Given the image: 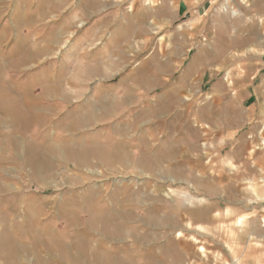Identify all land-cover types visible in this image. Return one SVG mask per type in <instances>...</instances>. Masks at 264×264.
I'll use <instances>...</instances> for the list:
<instances>
[{
    "label": "rangeland",
    "instance_id": "rangeland-1",
    "mask_svg": "<svg viewBox=\"0 0 264 264\" xmlns=\"http://www.w3.org/2000/svg\"><path fill=\"white\" fill-rule=\"evenodd\" d=\"M54 1L61 5L39 24L37 21L36 30L27 31L20 23L35 10L21 9L18 4L40 0H7V4H0V35L2 30L9 38L23 33L57 38L55 48L50 49L52 54L41 58L27 72L13 66L16 57L0 56V119L5 116L0 121V145L6 144L5 135L10 133L25 148L21 156L24 192L70 195L71 205L75 202L72 196L84 183L89 194L102 187H107L108 193L114 188L129 192L140 185L139 181L132 183L133 176L127 171L103 165L102 158L78 170V163L70 160L68 153L82 149L80 144L88 145L95 159L94 147L98 144L110 158L113 132L126 134L133 129L128 128L129 123L134 125L137 118L156 114L159 108L162 115L166 114L167 83L181 77L195 83L203 79L233 81L243 74L250 80L264 57V9H259L264 0ZM259 1L261 4H256ZM179 4H184L182 13ZM224 7L228 10L223 11ZM18 21L20 30L13 31L10 26ZM175 49L177 55L173 54ZM48 85L65 88L70 96L62 100L60 96L47 95ZM104 105L114 107L108 112ZM30 110L41 112L43 120L32 126L24 124L26 130L18 117L16 126L6 121L9 113L18 115ZM137 124L141 129L144 126L143 120ZM52 144L57 149L48 151L47 159H35L36 166L31 161L27 163L31 154L42 152L36 148ZM70 175L72 181L68 180ZM143 176L137 174L136 178ZM33 179L46 183V187L37 190ZM83 189L79 192L83 193ZM151 190L157 198L152 206L159 207L167 200L169 210L201 213L208 208L207 201L175 185L152 186ZM89 194V198L95 197ZM92 203L95 206V200ZM106 205L112 206L108 200ZM223 214V205L217 203L211 226L190 222L185 216L181 232L163 233L152 227L151 237L155 241L191 242L195 249L186 250L184 264H254L257 256L262 254L264 258V212L247 220L229 216L225 219ZM80 215L84 219L91 216L84 209ZM45 219L48 218L41 220V226L47 223ZM53 224L60 225L58 218ZM234 225L248 226V232L227 231ZM256 225L263 226V230ZM77 229L65 232L67 241L74 238ZM86 230L89 241L97 237L89 227ZM23 238L24 242L28 240L26 233ZM240 241L246 248H225L230 242L238 246L234 243Z\"/></svg>",
    "mask_w": 264,
    "mask_h": 264
},
{
    "label": "crops",
    "instance_id": "crops-1",
    "mask_svg": "<svg viewBox=\"0 0 264 264\" xmlns=\"http://www.w3.org/2000/svg\"><path fill=\"white\" fill-rule=\"evenodd\" d=\"M21 3L19 8L35 11L21 23L10 26L13 31L20 30L17 29L20 24L25 26L24 31L36 30L35 23L39 24L40 19L44 20L61 5L54 0ZM0 4H7V0H0ZM183 5L179 4V13L183 12ZM1 32L0 56L16 57L13 66L19 72L38 65L41 58L52 54L50 49L57 43L53 35H18L17 31L18 36L9 38ZM173 54H178L177 49ZM49 88L61 90L49 85L45 90ZM46 91L45 94L50 95ZM166 91V114L162 115L159 108L156 114H144L134 125L129 123L128 128L133 126V129L126 134L113 132L110 158L106 157L105 149L99 150L98 144L94 147L95 159L90 156L93 153L88 145L82 144V149L68 155L78 163L76 169L103 158V165L127 171L133 176L132 183L139 181L140 185L138 188L131 185L129 192L114 188L108 193L109 189L102 187L89 194L84 183L79 187V190L84 187L83 193L78 190L72 196L73 205L70 195L24 192L21 156L25 148L21 144L8 145L16 136L5 135L6 144L0 145V264H184L185 254L194 251L195 246L178 240L155 241L151 237L152 227L163 233L181 232L183 229L179 227L184 225L185 216L190 222L195 220L197 224L211 226L217 203L223 205L225 219L229 216L247 220L249 216L263 215L264 57L250 80L244 74L233 81L203 79L197 83L181 77L167 83ZM172 109L174 112H169ZM0 120H5V116ZM141 120L142 129L137 124ZM41 149L42 152L31 154L27 163L30 159L37 162L47 159V152L57 146L36 148ZM137 174L144 176L137 179ZM68 180L72 181V176ZM33 183L37 190L46 187V183L40 181ZM170 185L190 195L196 194L209 203L208 208L201 213L169 210L167 200L164 202L161 196L158 199L164 203L152 206L151 202L157 199L152 196V186ZM88 194L95 197L89 198ZM107 200L112 206L106 205ZM82 209L91 216L82 218ZM55 216L60 221L56 227L51 225ZM43 218L50 220L45 219L47 223L41 226ZM72 227L80 229L67 241L65 232ZM88 227L97 234L94 240L89 241ZM232 227L227 231L248 232V226ZM262 227L256 225L260 230ZM24 233L28 238L26 242ZM234 245L238 246L230 242L225 248H246L242 241ZM254 264H264L262 254L256 257Z\"/></svg>",
    "mask_w": 264,
    "mask_h": 264
},
{
    "label": "bare ground",
    "instance_id": "bare-ground-1",
    "mask_svg": "<svg viewBox=\"0 0 264 264\" xmlns=\"http://www.w3.org/2000/svg\"><path fill=\"white\" fill-rule=\"evenodd\" d=\"M256 4H261L260 3V1L259 2H257ZM264 9V6L262 5V7L261 8H259V9ZM223 9V11H227L228 10V8H222ZM114 62V61H113ZM109 70V69H108ZM46 92H48V94H50V95H52V96H60L62 99H65V97H69L70 95H69V93H67V92H65L64 90H59V89H48V91H46ZM126 103V102H125ZM123 104V103H122ZM104 107H105V110H107L108 112L110 111V110H112V108L114 107V106H112V105H110V106H105L104 105ZM119 108H120V106H119ZM118 108V109H119ZM41 112H39L38 110H36V111H31V113L30 114H27V113H18V115H17V113H11L12 114V116H9L8 117V119L6 120V121H8V120H10L11 121V123H13L12 125L13 126H16L17 125V122H18V119H17V117L19 118V119H22L21 120V123H23V125H21V127L24 129V130H26L25 129V126H24V124L25 125H29L30 124V126H32V124L33 123H35V122H40V121H42L43 120V116H42V114H40ZM87 120H88V118H87ZM0 121H2V120H0ZM86 122V121H85ZM20 123V124H21ZM84 124V123H83ZM18 127H19V125H18ZM13 136V135H12ZM14 137V136H13ZM8 145H10V146H17V145H19V143H18V141L17 140H15V137H14V139L12 138V140H10L9 141V144ZM49 145V144H48ZM80 146V145H79ZM82 146V145H81ZM63 153V152H62ZM71 153V152H70ZM103 153V152H102ZM81 154V157H84V155L82 154V153H80ZM110 154V153H109ZM68 155H69V153H68ZM67 155V156H68ZM47 156V155H46ZM79 156V154H77L76 155V157H78ZM71 157V156H70ZM103 159V158H102ZM72 161H73V159H72ZM106 161V160H105ZM31 162H32V165H35L36 166V163H35V159H32L31 160ZM40 163V162H39ZM37 166L38 167H40V164H37ZM102 172V171H101ZM101 227V226H100ZM48 244V243H47ZM50 244V243H49ZM60 244V243H59ZM66 246V245H65ZM36 247V246H35ZM61 247V246H60ZM76 250V249H75ZM26 253V252H25ZM28 253V252H27ZM33 253V252H32ZM67 253V252H66ZM55 254V253H54ZM31 256V255H30ZM60 256V255H59ZM80 257V256H79ZM38 261H39V259H38ZM16 263V262H15ZM51 263V262H50Z\"/></svg>",
    "mask_w": 264,
    "mask_h": 264
}]
</instances>
